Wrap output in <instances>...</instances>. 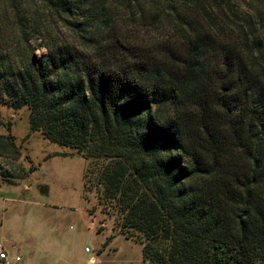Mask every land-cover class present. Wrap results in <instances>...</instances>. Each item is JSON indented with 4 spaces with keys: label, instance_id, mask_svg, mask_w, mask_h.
I'll use <instances>...</instances> for the list:
<instances>
[{
    "label": "trees",
    "instance_id": "1",
    "mask_svg": "<svg viewBox=\"0 0 264 264\" xmlns=\"http://www.w3.org/2000/svg\"><path fill=\"white\" fill-rule=\"evenodd\" d=\"M219 6L0 0V105L87 162L84 200L144 264H264V45ZM5 151L0 111L13 185Z\"/></svg>",
    "mask_w": 264,
    "mask_h": 264
},
{
    "label": "rangeland",
    "instance_id": "2",
    "mask_svg": "<svg viewBox=\"0 0 264 264\" xmlns=\"http://www.w3.org/2000/svg\"><path fill=\"white\" fill-rule=\"evenodd\" d=\"M176 1L177 5L180 2L190 3V0ZM200 2L207 9L210 6L213 8L209 15L214 22L219 20L220 14L217 13V10L220 4L219 7L223 6L227 13H229V9H233L236 14L229 19H236V24H241L240 19L245 17V15L240 14V11L247 12L246 15L251 21V26L250 29L247 28L245 33H249V39L257 38L261 41V45H264V0H200ZM228 15L230 16V14ZM1 16L0 12V18ZM212 20L207 18L205 24L212 25ZM68 33L67 30H60V35L64 39L68 38ZM39 54L40 50L36 51V55ZM0 111L6 120L10 121L11 124H16L17 133L24 134L23 140L19 143L21 157L18 160H14V156L8 151L4 152V156L7 158L5 162L9 163L6 167L14 175L15 184L13 185L25 184L30 186L34 182L39 191L47 192L46 196L27 198L21 187L15 188L14 193L7 194L6 207L11 210L15 209L20 214H54L56 217L51 218L60 221L57 226L68 237L70 250L75 257H84V248L86 247L91 250V253H95V234H91L83 222L77 221L73 216H68L71 215L70 213L75 214L74 211L84 209L86 205L88 209L101 210L100 207L94 206V200L91 199L84 203L81 198L87 162L70 148L46 142L40 133L30 135V131H28L29 133L26 132L29 126L27 108L12 110L5 105H0ZM54 155L56 156L52 157ZM42 156L45 159L39 162L38 157ZM42 218L44 217L42 216ZM96 218L105 221L108 227L114 225L113 220L106 215L100 214ZM56 222L54 220L49 224V222L41 221V224L43 227H53Z\"/></svg>",
    "mask_w": 264,
    "mask_h": 264
},
{
    "label": "crops",
    "instance_id": "3",
    "mask_svg": "<svg viewBox=\"0 0 264 264\" xmlns=\"http://www.w3.org/2000/svg\"><path fill=\"white\" fill-rule=\"evenodd\" d=\"M16 128V124L12 123L11 134L16 144L19 145L24 134L17 133ZM28 131L29 126L26 132ZM40 136L50 143L43 135L40 134ZM44 159V156L38 157L39 162ZM19 187L25 192L27 198L47 195L46 191H39L34 182L30 186L10 185L0 176V243H3L11 258L9 264H144L142 245L126 238L114 225L108 227L105 221L97 220L96 217L101 214L100 211L88 209L87 205L84 209L74 211L75 214L70 213L71 215L68 216H73L77 221L83 222L87 230L95 234L96 250L95 253H91V250L85 252L84 248V257H75L70 250L68 237L57 226L60 222L58 219H54L57 222L53 227H43L41 224V221L49 222V224L54 221L51 218L56 217L54 214H20L19 211L6 207L7 194L14 193L15 188ZM81 198L86 203L83 190ZM15 257L19 260H14ZM0 264L4 263L0 262Z\"/></svg>",
    "mask_w": 264,
    "mask_h": 264
},
{
    "label": "built area",
    "instance_id": "4",
    "mask_svg": "<svg viewBox=\"0 0 264 264\" xmlns=\"http://www.w3.org/2000/svg\"><path fill=\"white\" fill-rule=\"evenodd\" d=\"M85 251H88V248H85ZM14 260H19L18 257H15ZM0 262L4 264H9L11 262V258L8 256L3 243H0Z\"/></svg>",
    "mask_w": 264,
    "mask_h": 264
}]
</instances>
